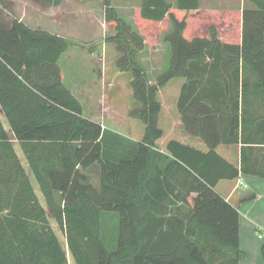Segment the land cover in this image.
<instances>
[{"label":"trees","instance_id":"1","mask_svg":"<svg viewBox=\"0 0 264 264\" xmlns=\"http://www.w3.org/2000/svg\"><path fill=\"white\" fill-rule=\"evenodd\" d=\"M245 1L254 8L204 10L199 0H140L132 23L111 0H103L113 31L104 41L119 55L118 71L131 72L135 106L127 115L145 125L140 142L83 116L60 75L63 39L19 20L0 27V108L25 161L20 163L0 120V264H68L50 217L64 233L75 264L246 259L239 247L238 212L213 190L220 180L245 173L243 165L239 170L221 158L214 151L217 142L206 153L175 141L166 146L170 156L155 150L163 136L157 92L190 72L205 79L186 83L178 110L184 117L194 109L190 119L205 123V140L234 143L239 133L245 140L247 127L261 133L264 112L258 107L250 114L245 106L249 92L264 101V0ZM168 26L163 43L169 54L151 84L144 41ZM198 87L214 88L216 94L193 95ZM92 165L100 170L98 191L81 172ZM260 255L264 260V242Z\"/></svg>","mask_w":264,"mask_h":264},{"label":"crops","instance_id":"2","mask_svg":"<svg viewBox=\"0 0 264 264\" xmlns=\"http://www.w3.org/2000/svg\"><path fill=\"white\" fill-rule=\"evenodd\" d=\"M59 1L60 3L56 5H48L47 11L42 8V18L45 17L49 21L51 20L49 19L50 16L53 15V19H56V23L51 24L49 22V24H46V26L42 24V28H40L29 25L24 21V19L19 21L23 22L31 29L40 28L42 31L55 35L66 42L67 49L64 53H62L58 60V67L62 81L80 103L83 116L87 119L100 123L101 127L104 129V118L102 114L109 113L112 104L120 103V101L115 100L116 97L106 92L105 89H103V91L100 93V91L96 89V85L97 80H103L105 85L108 69L105 60L106 44L112 47L114 46L105 43L104 41V43H102V55L98 57V59L88 57L78 52L76 50L78 42L82 43L81 46L89 45L93 47L98 43H95L92 40H84V37H88V35L77 36L70 34L71 30L75 28L70 26L68 19L70 20L71 17L84 16L86 20H88V27H92L97 30L96 38H99L98 40L101 39L100 37L103 33L102 31H106V28H101L96 23L97 12L93 7V5H96V2H92V0ZM102 1L103 0H99V2ZM47 3L55 4L54 2L51 3V0ZM124 4L125 5H122L123 8L129 9V2ZM139 4L140 2L134 6V12ZM236 10L243 11L241 9ZM50 12H52V14H50ZM0 13L3 18L9 19L11 16V14L1 6ZM127 18L132 23H134V17L128 16ZM9 26L10 24H8L7 27H4L0 23V27L8 28ZM53 26L55 27L53 28ZM77 31H82L81 33H83L84 30L77 29ZM96 64L97 67H90ZM124 73L125 72L120 73L117 71V74ZM183 73H185V71ZM195 79H205V75L192 72L183 75L178 74L158 90L156 96L158 102L161 105V110L158 115V127L162 130L163 136L161 139L156 141L155 150L170 156L166 151V146L169 142L175 141L189 148L206 153L209 150V144H214L217 142L214 147V151L221 158L239 170H241L243 165L245 173L240 171L238 178L233 180H220L213 190L226 203H228L238 212L239 247L246 254V259L240 260L238 264H264V260L260 255V247L264 242V234L261 236L259 233V230L264 231V125L262 126V131L259 135L254 133L252 127H247L244 132L245 140H240L241 133H239V140L234 143L228 142V140H205L201 135L202 133L204 135L205 123L200 120L194 122L190 119L191 115L194 113V109L187 110L184 117H182L178 110V102L183 87L186 85V83H188V81H193ZM217 91L220 90L218 89ZM193 92V95L200 93L203 96L209 95L211 93L216 94L214 88L207 90L205 88L198 87L194 89ZM187 93L188 88L185 89V94ZM246 98L245 107L247 112L252 114L253 112H256V110L258 111V107H260V111L264 112V101H258L255 99L254 92H249ZM132 101L134 102L133 98ZM200 103L205 104V101H200ZM187 106L188 105L185 104L183 108L186 110ZM0 120L4 129L7 131L10 140H12L13 144L16 146V149H18L19 147L14 141L13 134L1 108ZM130 121L138 127V132L131 133V136H128L127 134L122 135L128 137L132 141L140 142L145 133V125L138 118H130ZM256 138H260L261 140H256ZM81 172L86 177L87 181L98 191L100 188V170L98 166L92 165L87 169H82ZM33 189L36 194V188L34 185ZM183 206L187 207L184 204ZM42 207L44 210H48L45 201ZM182 212H184V208L182 209ZM50 221L59 241L67 252L68 264H75L68 254L64 233L60 231L56 225H54L51 217ZM102 223L107 224L108 220H103ZM56 227L59 231H56Z\"/></svg>","mask_w":264,"mask_h":264},{"label":"rangeland","instance_id":"3","mask_svg":"<svg viewBox=\"0 0 264 264\" xmlns=\"http://www.w3.org/2000/svg\"><path fill=\"white\" fill-rule=\"evenodd\" d=\"M176 0H166L169 4H175ZM54 2L55 4H49L45 0H0V6L3 9H6L11 16L8 18H3L0 13V23L4 27H7L13 20H21L24 19L29 25L34 27L42 28V24L46 26V24L56 23L55 18L53 19V15L50 16L49 19L43 17L42 18V8L46 11L48 10V5H56L60 3L59 0H51V3ZM92 2H96L94 9L97 12V20L96 23L101 28H106V31L103 30L101 39L96 38L97 30L95 28L88 27V20L84 16L79 17H71L68 22L70 26H72L73 30H71L70 34L73 35H88V37H84V40H92L97 45L93 46H81L82 43L76 42L78 44L77 51L86 55L91 58L98 59L102 54L105 35L112 34V27L110 24L106 23L105 21V8L103 6V1L99 2V0H92ZM129 2L130 7L129 9H124L122 5L124 3ZM140 0H112L111 5L118 9L120 15L124 17L132 16L134 17V6H136ZM200 7L204 10H215V9H222V10H236V9H252L254 8L252 4L248 3L245 0H199ZM44 6V7H42ZM52 14V12H50ZM101 19V20H100ZM48 22V23H47ZM168 24V23H166ZM69 25V24H68ZM69 26V27H70ZM55 26H53L54 28ZM71 27V28H72ZM38 28L39 30H41ZM79 30H84L83 33L78 32ZM169 30V26L167 29L159 31L155 36L153 41H148L145 39L144 42L147 50V56L143 58V63L147 68V74L149 75V83H154V79L157 75H159L164 68L166 58L169 54V49L167 48L166 44L163 43L164 34L167 33ZM80 44V45H79ZM168 53V54H167ZM119 55L115 52L114 47L109 46L106 44V65H107V75L105 80V85L103 80H97L96 89L100 91V93L105 89L106 92L112 94L116 97L115 100L120 101V103H114L111 106L110 112L102 114L104 118L103 126L105 128L112 129L121 134H127L131 136V133L138 132V127L131 123L130 118L128 117V111L134 106V102L132 101V89H131V81L132 75L131 72H125L124 74H117L118 69L116 68L115 61ZM90 67H97L96 65H92ZM155 70H154V69ZM120 72V71H118ZM121 73V72H120ZM97 77V76H96ZM95 79V78H94ZM18 156L20 159V163L24 164L25 161L23 160L21 151L19 148L17 149ZM30 179L36 188V196L41 204L44 205V200L42 198L41 192L38 186L35 184L34 179L30 175ZM56 231H59L58 228H55ZM261 236H263L264 231L259 230ZM63 241V240H61ZM63 243V242H62Z\"/></svg>","mask_w":264,"mask_h":264}]
</instances>
